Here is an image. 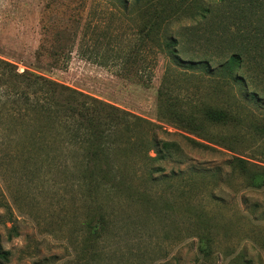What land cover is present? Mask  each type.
Here are the masks:
<instances>
[{"label": "rangeland", "instance_id": "obj_1", "mask_svg": "<svg viewBox=\"0 0 264 264\" xmlns=\"http://www.w3.org/2000/svg\"><path fill=\"white\" fill-rule=\"evenodd\" d=\"M126 1L130 6L132 0ZM154 4L174 10L212 9L207 20L195 16L174 23L180 45L195 56L224 60L233 48L218 51L211 41L220 34L222 24L226 25L229 36L224 38L235 36L246 46L241 73L254 78L253 85L264 95V0H161ZM133 8V12L124 11L113 1L100 0H0V57L15 63L20 71L34 70L35 52L44 36L42 25L71 15L64 18L50 11L72 10L79 29L67 68L39 71L158 124L157 89L163 62L159 61L152 82L144 84L141 55L131 53L143 23ZM211 85L210 79L196 73L185 83L180 98L189 109H196L206 103L223 106L224 100L237 95L238 89L223 81L216 83L222 86L221 92L216 93ZM238 105L242 111L239 125L213 131L231 141L236 137L229 145L233 149L208 142L203 143L215 151L188 149L182 136L201 140L172 124H161L170 133L161 137L181 143L190 162L205 168L220 166L227 172L224 162L232 156L264 167V105L246 104L241 99ZM163 166L167 171L174 168ZM241 179L236 174L221 189L207 183L204 195L187 200L174 211L151 213L130 204L123 215L126 221L109 231L100 244L88 225L93 214L85 208L76 186L70 191L61 178L28 182L19 173L11 183V195L0 182L13 213V222L6 227L15 225L17 232L10 241L4 237L2 246L11 253L8 264H264V189H242ZM209 191L215 195L209 196ZM7 228L0 230L6 232Z\"/></svg>", "mask_w": 264, "mask_h": 264}, {"label": "trees", "instance_id": "obj_2", "mask_svg": "<svg viewBox=\"0 0 264 264\" xmlns=\"http://www.w3.org/2000/svg\"><path fill=\"white\" fill-rule=\"evenodd\" d=\"M100 1H113L129 12L136 7L143 20L141 37L131 53L133 57L141 55L140 77L144 84L152 82L159 61L163 62L157 89L159 123L123 111L41 72L67 68L79 29L72 10H51L54 15H71L42 25L44 36L35 52L34 70L20 71L15 63L0 57V182L6 191L11 195V183L19 173L22 178L28 177V182L38 179L47 183L61 178L70 191L76 186L85 208L93 214L89 229L102 244L109 231L126 221L123 215L130 204L151 213L174 211L187 200L204 195L207 183L221 189L236 174L242 178V189H264L263 166L232 156L224 162L229 170L223 172L220 166L205 168L191 163L183 149L215 151L203 142L233 149L229 145L237 138L231 141L213 133L214 129L239 125L240 99L246 104L264 105L263 94L253 85L254 78L241 73L247 60L245 44L237 42L235 36L224 38L229 36L227 26L222 24L220 29L219 24L220 34L211 42L218 51L230 46L233 51L224 60L198 57L180 45L174 23L191 21L195 16L207 20L212 9H164L154 4L161 0H132L130 6L126 0ZM196 73L210 79L216 93L222 91L216 83L223 81L237 88V95L224 100L223 106L206 103L189 109L180 93ZM163 123L180 127L201 141L182 136V146L166 140L161 135L170 133ZM164 164L174 168L167 171ZM208 194L215 195L213 191ZM0 219V229L13 222L1 186ZM16 236L15 225L6 232L0 230V264H8L11 256L2 246L3 238L10 241Z\"/></svg>", "mask_w": 264, "mask_h": 264}]
</instances>
